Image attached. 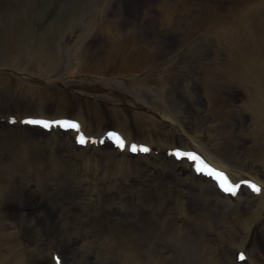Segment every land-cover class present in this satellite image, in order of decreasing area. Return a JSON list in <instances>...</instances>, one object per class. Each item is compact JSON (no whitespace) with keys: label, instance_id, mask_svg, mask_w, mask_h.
<instances>
[{"label":"rangeland","instance_id":"obj_1","mask_svg":"<svg viewBox=\"0 0 264 264\" xmlns=\"http://www.w3.org/2000/svg\"><path fill=\"white\" fill-rule=\"evenodd\" d=\"M77 6L0 0V264H53L52 252H63L64 264H122L119 254L139 238L163 264H232L239 240L264 264V212L249 221L254 198L245 192L252 205L235 223L207 218L179 180L183 163L173 168L163 151L198 146L264 181V107L255 103L264 100V75L256 82L244 67L251 54L264 63V0ZM146 34L159 39L140 40ZM111 36L135 43L114 47ZM124 50L140 54L121 65ZM60 114L85 118L97 134L121 128L153 151L81 148L72 134L21 123Z\"/></svg>","mask_w":264,"mask_h":264},{"label":"bare ground","instance_id":"obj_2","mask_svg":"<svg viewBox=\"0 0 264 264\" xmlns=\"http://www.w3.org/2000/svg\"><path fill=\"white\" fill-rule=\"evenodd\" d=\"M109 38H110L109 42L112 43L114 45V47L117 44H127V45L131 44L132 45V44L135 43L134 39L120 38V37H116V36H111ZM152 39H155V40L158 41L159 38H158L157 35L151 36V35H148V34H146L145 36H142L140 38V40L148 41V42L151 41ZM117 49L122 50V48H116V49L113 48L114 51H117ZM115 53L116 52H114V54ZM138 54H140V51L139 52H137V51L128 52V51L124 50L122 52L119 51L118 54H116V55H117L118 60L121 61V63L123 65H126L128 62H130L131 59H136V56H138ZM253 68H255V70L257 72H259V73H264V65L261 64V63H259V64H257V63L255 64L254 63L253 64ZM255 103L257 104L258 108L262 109L264 107V100L263 99H258ZM262 121L264 123V116H262ZM81 122L84 124L83 121H81ZM31 129L34 130L35 132L40 131L39 128H37V127H32ZM126 138H128V140H130L129 135H126ZM53 139H54V141H58L59 138L54 137ZM62 143H63V146L67 145V142H62ZM205 155H206V157L209 160L213 161V163H215V165H218L220 167L225 168L226 170H228L232 174V172L229 169V167H226L227 165L224 164L221 160L215 159L214 157L210 156L207 153ZM162 169H163V171L167 170V168L164 167V166H162ZM232 175L235 177L234 174H232ZM236 177L241 178L238 174L236 175ZM198 179L201 182H203V184H200L196 188L192 187L191 188L192 189V193L194 194V196L196 198H199V199H201L203 201V203H204L205 207L207 208V210L210 207H208V205L205 204L204 196L206 197L207 195H209V199L210 200H212L210 196H212V197L214 196L217 200H219V201H217V205H215V207H213L211 209V213L208 210V212L213 217H219L221 215L223 209L225 207L231 205L230 202H228L226 199H225V201H222V200H224V199L221 198V197H223L222 194L214 187V185L212 184V182L210 180H207V179H204V178H198ZM188 181H190L188 177L186 179H181V182H188ZM209 203L210 202H207V204H209ZM198 205L199 206L201 205V203L198 202V201L193 204L194 207H197ZM127 226L123 227L125 233L133 229V225H127ZM125 233L123 235L124 236L123 239H125L127 237V235H125ZM144 252L145 251L143 250L142 240H141V238H139V240L136 243H135V240L133 241V243L131 241L130 244L128 245L127 249L124 251V253L119 254V256L122 259V262H123L122 264H162L161 260H159L156 257H148V256H146L144 254ZM60 256L62 257L63 263H66L67 259H66L65 254L63 252H61ZM109 259L111 260V258H109ZM234 264H236V263H234Z\"/></svg>","mask_w":264,"mask_h":264},{"label":"snow or ice","instance_id":"obj_3","mask_svg":"<svg viewBox=\"0 0 264 264\" xmlns=\"http://www.w3.org/2000/svg\"><path fill=\"white\" fill-rule=\"evenodd\" d=\"M25 123H30V124H40L43 125L45 128L50 126V123L47 121H42V120H29V121H25ZM58 124H61V126L65 127V128H78V125L75 123H69V122H55ZM113 139L116 140V142L123 147V141L116 136H113ZM79 143L83 144L85 143V139L84 137H80L79 138ZM131 150L133 152L137 151V147L135 145L132 146ZM141 151L147 152L148 149L147 148H141ZM176 155L179 156H187L189 159L197 162L196 163V167H197V171L200 172H206L208 175L215 177L219 182H220V186L223 188L224 191L226 192H231V193H235L236 188L238 187V185H232L227 177L222 173V172H218L214 169H211L208 165H206L201 159L200 157H198L196 154L194 153H180L177 152ZM253 189L256 191H259V188H257L255 185H252ZM241 259H243V256L240 257ZM59 264V261H58Z\"/></svg>","mask_w":264,"mask_h":264}]
</instances>
